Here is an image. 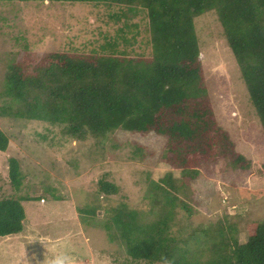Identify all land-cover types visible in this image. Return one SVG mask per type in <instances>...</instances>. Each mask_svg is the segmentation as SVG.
Returning <instances> with one entry per match:
<instances>
[{
    "label": "trees",
    "instance_id": "1",
    "mask_svg": "<svg viewBox=\"0 0 264 264\" xmlns=\"http://www.w3.org/2000/svg\"><path fill=\"white\" fill-rule=\"evenodd\" d=\"M10 1L14 0H0ZM48 2L105 6L111 10L110 18L121 24L113 36L88 51L70 47L36 55L23 42L22 58L6 64L0 115L59 124L62 132L78 140L90 135L102 139L118 129L164 136L160 159L183 166L182 175L191 178L198 173L191 166L195 162L223 160L233 169L248 167L250 161L235 151L227 130L215 118L194 19L214 12L264 135V0ZM141 34L136 51L132 45ZM7 145L8 136L0 129V151ZM7 173L19 189L22 175L15 157L8 158ZM184 183L176 185L171 173L161 183L151 180L146 211L125 203L112 206L102 224L108 242L121 244L131 262L264 264V217L240 227L225 219L187 236L171 232L178 200L171 191ZM118 191L116 184L101 177L94 196ZM28 198H0V237L22 231L25 213L20 200ZM91 205L79 208L86 224L100 207L97 200ZM181 205L190 211L183 201Z\"/></svg>",
    "mask_w": 264,
    "mask_h": 264
},
{
    "label": "rangeland",
    "instance_id": "2",
    "mask_svg": "<svg viewBox=\"0 0 264 264\" xmlns=\"http://www.w3.org/2000/svg\"><path fill=\"white\" fill-rule=\"evenodd\" d=\"M110 13L105 6L81 3L0 2V89L9 59L22 58L23 42L36 55L97 48L121 24ZM194 28L215 118L235 151L250 161L248 167L233 169L223 160L195 162L191 166L198 173L191 178L182 175L183 166L160 159L164 136L118 129L102 139L90 135L78 140L62 132L59 124L0 115V129L8 136L7 149L0 151V198L29 196L20 200L25 213L22 231L0 237V264H51L58 254L67 257V264H160L131 262L121 244L108 242L102 224L110 208L121 203L148 210L150 181L161 183L167 173L176 185L185 182L171 191L178 198L170 221L176 236L225 219L240 227L264 217V135L259 121L214 12L195 17ZM141 36L132 45L136 51ZM9 157L19 163V189L9 181ZM101 177L116 184L118 193L98 194L96 199ZM96 200L100 207L86 224L79 208L93 206ZM239 237L242 240L244 233Z\"/></svg>",
    "mask_w": 264,
    "mask_h": 264
},
{
    "label": "clouds",
    "instance_id": "3",
    "mask_svg": "<svg viewBox=\"0 0 264 264\" xmlns=\"http://www.w3.org/2000/svg\"><path fill=\"white\" fill-rule=\"evenodd\" d=\"M51 264H67V257L63 254H58L52 259Z\"/></svg>",
    "mask_w": 264,
    "mask_h": 264
}]
</instances>
